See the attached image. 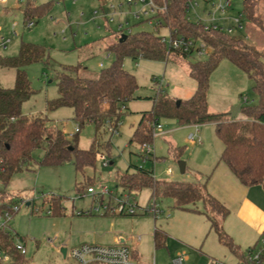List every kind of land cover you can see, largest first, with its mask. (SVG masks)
Here are the masks:
<instances>
[{
    "label": "rangeland",
    "instance_id": "obj_1",
    "mask_svg": "<svg viewBox=\"0 0 264 264\" xmlns=\"http://www.w3.org/2000/svg\"><path fill=\"white\" fill-rule=\"evenodd\" d=\"M48 1L32 0L35 3ZM252 1L255 3L254 16L261 21L263 28L242 18L241 29L235 33L264 55V0ZM190 4L192 9L188 10L187 16L191 21L196 18L207 20L209 5L203 0H190ZM20 6L18 0L0 3V38L6 43L5 47L0 46V55H16L21 42L36 44L44 49L42 62L24 68L34 92L22 104L21 112L26 116L47 118L48 124L68 137L77 127L72 120V109H47V102L57 96V73L62 67L80 65L97 75L100 69L108 67L113 61L114 57L106 51V47L116 38L120 40L128 32H153L147 20L150 16L137 18L135 14L142 5L128 6L125 0H52L48 11L31 20L32 26L27 27L28 21L21 14ZM242 11L243 0H232L231 8L225 12V19L220 24L228 26ZM158 35L166 36L167 31L160 28ZM204 58L184 60L172 57L164 62L124 58L122 67L135 77L138 89L134 98L126 103L116 130L105 127L97 134L94 164L83 172L76 171L71 162L61 166L39 165L43 150H33L29 170L14 174L4 188L6 196L2 204L11 199L14 202L12 206H17L18 210L14 213L0 204V227L13 236V245L17 242L24 244L23 262L71 264L70 259H64L60 254V246L64 245L68 250L82 244L107 247L112 246L115 239H123L132 253L130 260L135 264H152L153 259L155 264H171L180 253L188 258L186 264H236V257L218 242L204 214L176 209L168 198L156 201L161 211L156 218L141 212L135 216H110L94 211L99 208L94 196L102 189L107 192L103 195V203L108 202L109 196L121 198V194L128 195L117 185L116 178L129 165L151 171L158 181L194 182L193 174H205L207 167L218 158L221 143L212 124L179 125L174 119H159L161 134L154 132L150 143L153 153L148 159H144L139 146L128 144L140 113L151 109L150 99L159 91L176 100L191 96L195 82L189 76L188 63ZM14 76L15 70L0 68V86L11 88ZM252 85L244 72L227 60H221L209 77L207 107L210 105L219 112L218 109L229 105L230 111L232 107L256 102ZM190 135L194 136L193 141ZM94 139L93 127L85 125L77 133V147L88 150ZM108 143V150L105 151ZM100 157L105 159L106 165ZM179 161L185 163L187 172L184 174L179 173ZM168 168L171 176L166 174ZM87 188L93 190V196L87 193ZM51 196L52 200L54 198L53 205L61 206V209L47 214ZM149 197V190L145 188L129 196L140 208H146ZM259 198L264 207V195L260 193ZM27 203L29 206H26ZM195 207L202 211L200 203ZM206 209L227 234L221 217L209 206ZM86 211L90 215L76 214ZM5 212L10 213L8 220L3 217ZM227 220L228 229L235 226L233 217L228 216ZM155 230L165 234V246L155 247ZM137 236H140L139 242L136 241ZM47 239L53 243L48 244ZM246 248L242 247L241 251Z\"/></svg>",
    "mask_w": 264,
    "mask_h": 264
},
{
    "label": "trees",
    "instance_id": "obj_2",
    "mask_svg": "<svg viewBox=\"0 0 264 264\" xmlns=\"http://www.w3.org/2000/svg\"><path fill=\"white\" fill-rule=\"evenodd\" d=\"M188 0H153L164 10L157 12L162 26L174 38L182 37L202 43L208 53L202 60L188 63L189 76L195 82L193 94L185 100H176L160 91L151 98L152 106L140 113V119L134 128L128 144L152 142V124L159 119H174L179 125L212 124L215 135L221 143L219 161L223 163L245 187L259 185L264 177V55L246 43L237 33L220 30H204L203 25L187 20L186 4ZM46 3L22 2L20 12L28 22L40 18L51 6ZM255 3L243 0L242 18L253 21L260 28L261 21L254 16ZM239 31V30H237ZM114 59L108 67L100 69L97 75L87 68L65 66L57 73V96L47 102L48 110L61 107L72 109L73 118L78 128L91 125L95 139L88 150L77 147V133L68 138L57 127L48 124V119L41 116L22 114V104L33 94L30 81L24 68L30 64L42 62L44 49L32 43L21 42L14 56L0 55V68L15 70L11 88L0 86V204L11 209L14 202L9 199L2 204L6 196L5 187L16 173L29 170L32 152L42 148L43 155L39 165L61 166L71 162L76 171L83 172L94 164L96 155V136L105 127L116 130L117 123L126 110V103L134 98L138 89L135 77L122 67L124 58L146 59L164 62L169 58H191L175 51H167L158 37L152 32L137 31L126 34L122 40H116L106 47ZM221 60H227L252 81V91L257 96L254 104L239 107L241 119L229 118L227 113H211L207 109L209 77ZM179 102L176 104V102ZM109 143L105 151L108 150ZM173 182L158 181L152 172L142 167L129 165L124 173L116 178L117 185L130 196L142 189H148L149 199L168 198L173 207L180 210L204 214L209 228L218 242L225 246L236 259L242 260V251L232 242L215 219L207 212V206L223 220L228 211L206 190L205 181ZM54 196V195H53ZM51 196L48 201L49 211L58 212L61 206L53 205ZM200 203L202 211L195 205ZM193 206V207H192ZM13 236L0 227V251L10 256L15 263L23 262L12 243ZM155 247L165 246V234L155 230Z\"/></svg>",
    "mask_w": 264,
    "mask_h": 264
},
{
    "label": "built area",
    "instance_id": "obj_3",
    "mask_svg": "<svg viewBox=\"0 0 264 264\" xmlns=\"http://www.w3.org/2000/svg\"><path fill=\"white\" fill-rule=\"evenodd\" d=\"M4 0H0V3H3ZM23 0H18V2L22 3ZM29 1L32 2V0H24V2ZM207 5L210 7V12L207 13V20H201L200 18H196L195 20H192V22L200 23L203 25L204 30H220L225 31L227 33H234L237 30L241 29L240 21L242 19L241 15L238 14L237 18L232 19L231 23L228 26H222L220 24V21H223L225 17L223 16L225 12L231 8L232 6V0H203ZM125 3L130 5H137L141 4L142 8L139 12H137L135 15L137 18L139 16H150L148 17V23L151 25L153 34H155L160 43L164 44L167 51H175L178 52L181 55H187L190 57H196L199 58L201 56H206L208 53V50L206 47L197 41H193L191 39H185L182 37H176L174 38L172 34L162 26L161 21L158 18H155L154 15L159 11L161 12L164 10V7H158L155 5L153 0H125ZM112 8V6L110 7ZM192 9L190 0L187 1L186 4V18L187 20L191 21L188 16V10ZM197 17V16H196ZM155 20L154 22H152ZM32 22H27V27H31ZM163 28L167 31L166 36H160L158 35L159 29ZM118 30L121 31V27H118ZM130 33V32H128ZM127 33V34H128ZM126 36V35H125ZM5 41H3L2 38H0V46L5 47ZM100 67H102V64H100ZM161 125L156 122L152 124V136L154 135V132L161 134ZM79 132V128L76 127L73 134H69L68 138H71L72 135ZM194 136L190 135L191 141H193ZM144 159H148V157L152 156V147L150 144H143L141 147H139ZM100 159L103 161V165H106L105 159L100 157ZM170 171L168 170L166 172L167 175H170ZM87 193L93 196V190L91 188H87ZM107 195V192H105L103 189L101 192L97 194V196H94V200L98 201L99 208L94 209L95 212L101 213L102 215H125V216H135L137 215V212H141V214H148L151 215L153 218H156L161 211L158 208V205L156 203V200L149 199L148 204L146 208H140L137 206V203L134 202L133 199L130 200L129 195L124 196L120 195L121 198L115 196L112 197L109 196V200L106 203H103L102 198L103 195ZM50 198V197H49ZM48 198V199H49ZM112 200V202H111ZM48 201V200H47ZM18 210L17 206H12L11 211L16 212ZM47 214H50V211L48 210ZM77 215H90L89 211L86 212H77ZM10 216L9 212L3 213V217L8 220ZM136 241H140V236L136 237ZM46 242L48 244H52L53 241L50 239H47ZM65 248V257L64 259H70L71 264H135L130 260V257L132 255L130 249L125 243V240L123 239H116L115 243L112 246L107 247H101L96 245H87L82 244L79 246H76L70 250ZM15 252L20 256H25V247L24 244L21 242H17L14 245ZM242 260H237L236 264H264V234H262L258 240V243L248 247L245 249V251H242ZM188 258L183 254L180 253L176 256V258L172 261L171 264H186ZM0 264H27L26 261L23 263H14L13 260L10 258L9 255L4 254L0 251ZM154 263V259L153 262ZM215 264H223L221 262H215Z\"/></svg>",
    "mask_w": 264,
    "mask_h": 264
},
{
    "label": "crops",
    "instance_id": "obj_4",
    "mask_svg": "<svg viewBox=\"0 0 264 264\" xmlns=\"http://www.w3.org/2000/svg\"><path fill=\"white\" fill-rule=\"evenodd\" d=\"M254 103L255 101H251V104ZM228 106L221 107V109H218L220 110L219 112H216V109H212L210 105H208L207 109L211 113H228ZM234 118H242L239 114V106ZM221 149L220 147L218 158L216 157L212 165L207 167L206 173L195 172L193 178L194 182H204L205 178L208 177L205 181L206 190L228 211V215L222 221L223 227L235 243L232 242L241 250L242 247L248 248L257 244L260 236L264 234V207L259 198L260 193H262V196L264 195V177L259 185L252 187L241 185L229 169L219 161ZM168 170L170 171L168 168L166 172ZM186 172L187 169L185 167L184 173ZM169 173L170 175L168 176H171V171ZM228 216L233 217L235 220V226L230 227L231 229H228L230 226L227 220ZM60 247L63 248L64 245Z\"/></svg>",
    "mask_w": 264,
    "mask_h": 264
},
{
    "label": "water",
    "instance_id": "obj_5",
    "mask_svg": "<svg viewBox=\"0 0 264 264\" xmlns=\"http://www.w3.org/2000/svg\"><path fill=\"white\" fill-rule=\"evenodd\" d=\"M125 37H126L125 35L122 36V37L120 38V40L124 39ZM178 103H179V102L177 101L176 104H178ZM237 110H238V106H235V107L230 108V111L227 113L228 116H229L230 118H234V116H235L236 113H237ZM177 165H178L179 173H180V174H184V172H185V163L179 161V162L177 163ZM26 206H29V203H27ZM59 252H60V254L62 255V257L64 258V257H65V252H66L65 248H61V249L59 250Z\"/></svg>",
    "mask_w": 264,
    "mask_h": 264
}]
</instances>
